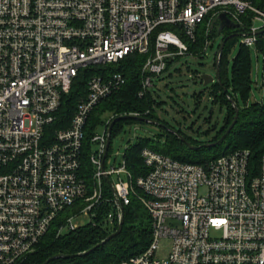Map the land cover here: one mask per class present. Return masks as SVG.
<instances>
[{
	"label": "built area",
	"instance_id": "obj_1",
	"mask_svg": "<svg viewBox=\"0 0 264 264\" xmlns=\"http://www.w3.org/2000/svg\"><path fill=\"white\" fill-rule=\"evenodd\" d=\"M221 13L240 25L244 46L264 39L256 0H0V264H22L52 228L74 231L83 214L116 230V200L124 209L132 197L150 216V242L118 264H264V153L255 168L248 149L197 165L145 147L137 178L125 159L108 166L114 115L101 134L87 120L125 83L109 70L88 77L68 127H53L80 70L143 55V96L169 61L194 56L201 25L205 55ZM246 13L262 27H245ZM162 238L171 244L158 258Z\"/></svg>",
	"mask_w": 264,
	"mask_h": 264
},
{
	"label": "trees",
	"instance_id": "obj_2",
	"mask_svg": "<svg viewBox=\"0 0 264 264\" xmlns=\"http://www.w3.org/2000/svg\"><path fill=\"white\" fill-rule=\"evenodd\" d=\"M256 3L258 4V8L264 11V0H256ZM248 25L250 23L246 21L245 27ZM216 33L217 31L213 32L211 37ZM229 33L230 31L226 30V36ZM205 39L204 27L201 25L195 43L189 45V51L194 57H202ZM232 40L233 38L226 41L221 53L219 62L220 82L211 83L208 91L212 102H218L226 108V117L222 127L216 131L213 138L205 141L191 140V138L185 136L182 130L176 131L175 135H169L168 144L165 147H160V145L154 144L148 139L140 140L137 144L127 149L124 154L127 168L133 178H137L145 172L143 160L140 156L141 150L145 147L178 161L197 165H205L222 155L230 154L236 150L248 149L251 152V163L255 168L258 167L260 158L264 153V103L253 104L251 110L239 107V96L244 99L250 88L251 65L249 50L246 46L245 48L241 47L234 57L232 76L229 79L225 55L226 49ZM256 46L264 54L263 38H259ZM176 59L178 57L167 63L165 71L169 69L171 63L176 61ZM143 61V55L133 53L112 65L87 67L80 70L72 84L70 93L62 99L53 127H68L82 91H84L88 77L100 75L105 70L121 73L125 79V83L119 90L113 92L98 104L92 115H98L99 117L96 120L93 119L91 122V115L87 120L90 126L93 127L96 122H99L100 116L105 113L108 115L112 114L114 117L139 113L143 115L142 117L155 119L154 108L161 103L157 100L159 96L157 90L153 89L155 85L147 90L143 96L138 95L141 89L140 69ZM171 75V72H168L163 77L162 75L156 76L153 82ZM200 83L202 84L201 79ZM206 88H208V85L203 87V89ZM203 89L198 94L193 93V95L200 99L201 94L204 92ZM233 102H235L239 109L238 120L225 139L219 144L192 149L177 135H182L185 141L193 146L217 141L233 119L235 113ZM126 120L131 119H121L115 122L112 127L111 136L114 129L122 121ZM113 231L115 230H109L103 225L91 226L90 224H86L74 231H68L56 236L55 229L52 228L41 240L37 250L22 264H42L48 257L57 253L75 254L88 250ZM151 232L150 216L140 202L132 197L130 203L124 207V223L118 236L111 239L104 246L96 248L86 256L58 258L50 261L48 264H118L121 260L144 251L150 242Z\"/></svg>",
	"mask_w": 264,
	"mask_h": 264
},
{
	"label": "rangeland",
	"instance_id": "obj_3",
	"mask_svg": "<svg viewBox=\"0 0 264 264\" xmlns=\"http://www.w3.org/2000/svg\"><path fill=\"white\" fill-rule=\"evenodd\" d=\"M256 7L258 4L256 3ZM252 15L251 22L256 28L262 27V21L255 19L254 14L246 13L245 17ZM226 30L221 35L210 37L211 46L202 57L184 55L178 57L171 63L169 69L162 73V77L171 72V76L155 80L153 89L157 90L159 106H155L154 114L156 124L143 121L126 120L122 121L112 132L108 156V166H119L124 160L127 149L137 144L142 139H148L154 144L165 147L168 144L169 135H175L176 131L182 130L186 137L191 140H209L213 138L225 120L226 108L218 102H212L209 97V88L203 89L200 83L201 74H211L215 76L214 59L217 48L226 35ZM243 36L233 38L226 49L225 60L227 61V74L229 79L232 76L233 61L241 47H244ZM249 50L251 65V84L245 98L239 96L238 104L240 108L252 109L255 103H264V59L263 52L257 48L256 44L246 47ZM217 78L215 77L216 82ZM201 98H197L193 93L202 91ZM239 116V114H238ZM99 116L92 115V120ZM108 118V114H102L100 121L94 125V132H103L102 121ZM243 118V117H242ZM238 120V118H237ZM90 122V123H91ZM92 124V123H91ZM182 136V135H181ZM184 138V137H183ZM184 142V141H183ZM204 190L201 191L203 193ZM77 226H84L89 222V216L83 214L77 216L73 221ZM68 232L66 228L64 233ZM171 240L162 238L158 241V249L155 256L163 258L167 255Z\"/></svg>",
	"mask_w": 264,
	"mask_h": 264
},
{
	"label": "water",
	"instance_id": "obj_4",
	"mask_svg": "<svg viewBox=\"0 0 264 264\" xmlns=\"http://www.w3.org/2000/svg\"><path fill=\"white\" fill-rule=\"evenodd\" d=\"M217 20H219V27L217 30L216 35H221L222 31L224 29H239L240 25L237 23L232 22L229 18H227V16L223 13L219 14L217 16ZM264 32V30L257 32V34H260ZM245 34L238 32L234 33V34H228L227 36H225L222 41L220 42L217 51H216V55H215V60H214V67H215V76L211 75V74H201L200 75V79L202 80V84L203 86H207L210 83H213V81L215 80V77L217 78L216 81L220 82V70H219V62H220V58H221V53L222 50L225 46L226 41H228L231 38H235V37H239V36H243ZM233 106H234V116L232 121L230 122V124L228 125V127L226 128L225 132L221 135V137L215 141V142H211V143H205L199 146H193L190 145L188 142L185 141V139L183 138V136H181L180 134H177L179 136V138L184 141L188 146H190V148L195 149L198 147H208V146H214L219 144L220 142H222L226 135L232 130V128L234 127V125L237 122V118H238V113H239V109L236 106L235 102H233ZM121 119H131V120H135V121H143V122H149L152 124H156V121L153 119H148L142 116H135V115H131V114H125V115H121L118 117H114L108 126L107 129V140H106V147H105V151H104V155L103 158H105L107 152H108V148L110 145V141H111V131H112V127L115 124V122H117L118 120ZM102 168H103V162H102ZM106 181L108 182V184L111 186L110 180L109 178L106 177ZM111 190H112V194L113 196H115L114 193V189L111 186ZM116 205L119 207L120 209V217H119V221H118V225L115 231H113L112 233H110L109 235H107L103 240H101L100 242H98L97 244H95L94 246H92L91 248H89L88 250L79 252V253H75V254H63V253H57L54 254L50 257H48L42 264H48L50 261H53L55 259L58 258H75V257H83L88 255L89 253H91L92 251H94L96 248L98 247H102L104 246L106 243H108L111 239L115 238L116 236H118L122 230L123 227V223H124V209L121 206L120 202L118 200H116Z\"/></svg>",
	"mask_w": 264,
	"mask_h": 264
},
{
	"label": "flooded vegetation",
	"instance_id": "obj_5",
	"mask_svg": "<svg viewBox=\"0 0 264 264\" xmlns=\"http://www.w3.org/2000/svg\"><path fill=\"white\" fill-rule=\"evenodd\" d=\"M224 31V30H223ZM230 31V33L229 34H234V33H237V31L235 30V29H231V30H229ZM226 32V31H225ZM226 35H224V37H225Z\"/></svg>",
	"mask_w": 264,
	"mask_h": 264
}]
</instances>
